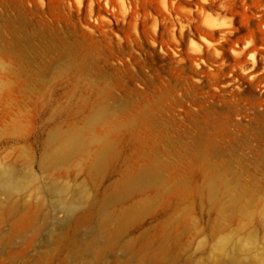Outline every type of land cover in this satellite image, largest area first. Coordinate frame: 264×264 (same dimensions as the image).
<instances>
[{"label":"rangeland","instance_id":"1","mask_svg":"<svg viewBox=\"0 0 264 264\" xmlns=\"http://www.w3.org/2000/svg\"><path fill=\"white\" fill-rule=\"evenodd\" d=\"M262 18L264 0H0V89L5 91L0 90V175L9 170L6 179L0 177V264H228L226 254L246 252L251 259L259 253L264 247V136L251 116L250 103L264 101ZM172 20L182 24H174L175 30L170 28ZM88 25H95L96 33L90 34ZM228 39L239 43L247 39V45L254 40L250 47L263 58L233 56L227 46L221 56L211 53L215 60L210 58L205 42L226 45ZM70 49H76L83 62L79 74L76 65L71 68L61 56ZM245 64L250 68L243 70ZM223 66L226 73L219 86L248 93V101L241 105L245 113L233 116L239 124L227 123L221 129L225 117L205 96L219 91L208 88L207 77ZM251 74L260 79L251 80ZM95 85L105 86L110 96L128 102V107L150 108L164 118L161 126L168 130H175V121H180L185 137L217 140L208 160L209 176L196 170L185 182L189 196L155 206L126 231L108 236L102 234L100 222L112 210L104 196L117 177L116 159L90 169L84 161L85 154H94L93 148L69 161L53 156L60 140L74 138L63 124L78 111V103L90 99L88 90ZM189 109L191 117L183 112L177 119L176 111ZM55 134L61 136L57 142ZM82 215L87 219L79 223ZM168 234L170 241H165ZM163 251L175 259L164 261ZM245 254L233 261L240 263Z\"/></svg>","mask_w":264,"mask_h":264},{"label":"bare ground","instance_id":"2","mask_svg":"<svg viewBox=\"0 0 264 264\" xmlns=\"http://www.w3.org/2000/svg\"><path fill=\"white\" fill-rule=\"evenodd\" d=\"M237 3H238V1H237ZM120 8H121V6L119 7V9ZM125 9H127V8H125ZM121 10H122V8H121ZM254 11L256 12L257 10L254 9ZM91 12H92V9L90 10V13ZM172 15H174V14H172ZM85 17L87 18V15ZM125 17H127L126 14H125ZM173 17H175V16H172V19H173ZM126 19H128V18H126ZM262 19H264V18H262ZM103 20H105V19H103ZM132 20H133V18H132ZM220 20H221V18H220ZM172 21H173V24L171 23V25L173 26L175 24L174 23L175 21L174 20H172ZM217 22H219V21H216V23H214V24H218ZM101 23H103V22H101ZM119 23H120V21H119ZM134 23H133L132 27L133 26L134 27L137 26V25H134ZM177 23L179 24L180 22H177ZM107 24H108V22H107ZM124 24H126V23H124ZM135 24H138V22L136 21ZM181 24H182V22L179 25H181ZM102 25H104V24H102ZM177 25H176V27H177ZM221 25L223 26V24H221ZM94 26L93 25H88L85 28H86L87 31H89V33H90V31L92 33V31L93 32L96 31L95 30L96 28ZM188 26H185V27H188ZM208 26L212 27L213 25L209 24ZM145 27H147V26H145ZM149 27H150V25H149ZM85 28L83 27V29H85ZM170 28H174V26L170 27ZM105 29H107V28H105ZM174 29H171V31H173ZM214 29H211V31H214ZM218 29H221V28L219 27ZM76 30H77V32H79L77 28H76ZM132 30H133V28H132ZM105 31H107V30H105ZM179 31H181V30L179 29ZM254 31L256 32V30H254ZM183 32H184V30H183ZM183 32H182V34H183ZM103 33H104V31H103ZM105 33H106V36H107V32H105ZM172 33H175V32H172ZM187 33H189V31ZM226 33H228V32H226ZM230 33L231 32H229V35H231ZM236 33H238V32H236ZM261 34L264 36V31H262ZM78 35H80V34H78ZM128 35H129V33H128ZM174 35L176 36V34H174ZM190 35H191V33H190ZM255 35H257V34H255ZM166 36H167V34H166ZM225 36H227V35H225ZM231 37H234V36H231ZM251 37H253V36L251 35ZM61 38H62V36H61ZM225 38L227 39V37H225ZM248 39L250 40V38H248ZM249 40L245 39V41H242V42L239 43V42H237V41H235L233 39H228L226 41V45L225 44H221L222 42H220V41H219L220 43L217 42L216 44H215V41H214V45H212V42H211V44H209L208 41H206L205 45L207 46V48H206L207 53H210V54L212 53V54L218 55V56L219 55L221 56L222 51L225 50V48L227 46L231 50L233 56L234 55H238V54H241V55L244 54L245 56L248 57V59H254L255 56H257L256 57L257 59L260 58V57L263 58V56H262L263 54L262 53H260L262 55L260 56V54H259L260 57H258V54L256 55L257 50L255 48L250 47L251 45H253L254 40H253L251 45H247L246 44V43H248L246 41H249ZM53 41H51V43ZM186 41H188V39ZM256 42H255V44L258 43V42L257 43ZM84 43H85V40H84ZM130 43H132L131 40H130ZM175 43L179 44L178 42H175ZM53 44H54V42H53ZM53 44H52V46H53ZM56 44H58V43H56ZM75 45H77V44H75ZM66 46H67V43H66L65 47ZM190 46L189 47L187 46V47L190 49ZM48 47H49V45H48ZM48 47H46V48H48ZM63 49H65V48H63ZM72 49H70V50H72ZM189 49H188V51H189ZM60 50H62V49H60ZM75 50L74 51L72 50L70 52L69 51H66V52L62 51L63 55H61V56L62 57L63 56L67 57L66 59H68L67 61L70 63V65L69 64L68 65L71 68L76 65V67L74 68L75 74H79L80 73V71H79L80 68L79 67H80V65L83 64V62L80 63L81 60H80V62L78 61V59H80L79 58L80 54H78V52H75ZM202 50H200V51H202ZM132 51H134L133 48H132ZM81 52H83V51H81ZM120 53H122V52H120ZM225 53H227V52H225ZM60 54H61V52H60ZM127 54H126V56H127ZM212 54H211V57L209 56L210 58L213 57ZM39 55H41V54H39ZM42 55H41V57H42ZM58 56L60 57V55H58ZM126 56H124V57H126ZM130 56H132V55H130ZM56 57H55V59H56ZM227 57H229V56H227ZM45 58H46V56H45ZM49 58L51 59L50 56H49ZM84 58H85V56H84ZM128 58H130V57H128ZM216 58L218 59V57H216ZM180 59H181V57H180ZM212 59L215 60V58H212ZM217 59H216V61H217ZM260 60H259V62L262 61V60L261 61ZM11 61H13V60H11ZM42 61L44 62V60H42ZM76 61H77V64L75 63ZM184 61H187V60H183V63H184ZM50 62H49V64H50ZM84 62H85V60H84ZM180 62H182V61L180 60ZM236 62H240V60H238ZM17 63H18V61H17ZM63 63H65V62H63ZM225 63H227L226 66L229 64L228 61L225 62ZM55 64H57V63L55 62ZM178 64H180L179 60H178ZM247 64L250 65L249 63H247ZM259 64L260 63H258V65ZM3 65H4V63H3ZM18 65H19V63H18ZM92 65H93V63L91 64V66ZM213 65H216V64L213 63ZM248 65L246 66V64H245L244 67L242 65V69L243 68H247V69L250 68ZM50 66H51V64H50ZM62 66H65V65H62ZM217 66H220V65H217ZM263 66H264V64H263ZM14 67H16V66H14ZM17 67H19V66H17ZM81 67L84 70L85 69L88 70L87 67L84 68L85 66L84 67L81 66ZM256 67H259V66H256ZM6 68H8V67H6ZM42 68H43V66H42ZM66 68H68V67H66ZM220 68H217L216 71H212L211 74L207 77V79H208V88H210V89L217 88L219 91L217 90L218 92H214L212 94L209 93L208 96H205V100L210 103L209 105H211V107L213 109H221V113L220 114L222 116L224 115V117H225L223 119V121H221V124H222L221 129H223L224 126L227 125V123L231 124L233 122V124L235 123V125L239 124V123H236V121L233 119V116H240V115H243L245 113V111H243L244 107L242 108L241 105L243 104V102H247L248 99L245 96L246 92L244 94L243 93L242 94H238L232 88H231L232 90H228L227 91V90L223 89L224 87L221 88L219 86L220 77L224 76L225 73H226L224 71V70H226L225 66H223L221 69ZM223 68H224V70H222ZM26 69H28V68H26ZM37 69L40 70V68H37ZM43 69H45V68H43ZM253 69H252V71H253ZM12 70H13V74H14L15 71H14L13 68H11V71ZM258 70H259V68H258ZM91 71H92V69H91ZM93 71H94V69H93ZM236 71H238V70L236 69ZM250 71H251V69H250ZM250 71H248V72H250ZM16 72H17V70H16ZM36 73H38V72H36ZM9 74H12V73H9ZM26 74H28V73H26ZM90 74H93V73H90ZM27 77H29V76H27ZM27 77L25 76V78H27ZM86 77H87V75H86ZM87 78H89V77H87ZM250 78H251V80L253 78L254 81L256 79L257 80L260 79V78H258L257 74H251ZM19 81H20V79H19ZM235 81L236 82L239 81V78L237 80H235ZM254 81L250 82L251 85L254 84L253 83ZM7 83H8V81H7ZM82 83H84V82H82ZM99 83H100V81H99ZM106 83L104 85H106ZM9 86H7V87H9ZM16 86H18V85H16ZM2 87H0V88H2ZM114 87H115V85H114ZM70 88H71V86H70ZM72 88H73V86H72ZM113 88H111V89L113 90ZM240 88L242 89V87H240ZM240 88H239V91L241 90ZM12 89H14V87ZM236 89H238V87ZM86 90H87V88H86ZM250 90H251V88H250ZM1 91H3V93L5 92L3 89ZM8 91L10 92V90H8ZM109 91L110 90L108 88H106L105 86H104V88H102V87L99 88L98 86L96 87V85L95 86H90V89L88 90V93L90 95V99L88 101L87 100L84 101L82 104L78 103L79 104L78 111L73 113L67 119L66 124H63V127H67L68 130H71L72 134L74 135V138H70V137H73V136H69V138L67 140H60L61 136L59 134H55L53 136V141L54 142H57V140L58 141L60 140L59 141V145H58V149L56 150L55 154L53 155L57 161L62 162V161L72 160V159H74L77 156V154L82 152L87 147L93 148L94 151H95L94 154H92V153L85 154V157L87 159L84 162L89 166L90 169L91 168L94 169V168H98V167L103 166L104 161H106L109 158L116 159L117 165L115 167V171L114 172L117 174V177L110 184V186L108 188L110 190H107L106 193H105V196H104V200H105L104 203H106L107 206L112 208V210L110 211L108 217H105L100 222L101 232H102V234L104 236H108V235H112V234H118V233L126 231L130 226L134 225L138 221H141V219L143 217L149 216L148 211L153 209V208H155V206H159L161 204L165 205V204L169 203L170 201H174V200H177V199H182V198H185V197L189 196L190 190H188L185 187V185H184L185 182L187 181V179L191 178V175L196 170L198 172L204 171L205 173H208V176H209L210 173L208 171H210V169H207L208 168V166H207L208 165V160H210V153L213 152V150L216 148V142H217L216 139L212 140L211 137H208V138L207 137H201V138H198L196 140H192L191 138L185 137L184 136L185 134H182L181 130H180L181 129V122L180 121L179 122L175 121V127H176L175 130H168L167 127H165V126L162 127L161 126L163 121H164L163 120L164 118L162 116L160 117L158 115L152 114L150 108L146 109V108H144L145 105L141 106V107H138L137 105H133V104L128 107V104H129L128 102H123V101L120 100V98H119V100L115 99L114 97L110 96V92ZM244 91H246V90L243 89V92ZM240 92H242V91H240ZM19 94H21V93H19ZM74 95H75V93H74ZM246 95H248V93ZM0 96H2V95H0ZM7 96H8V94H7ZM251 96H254V95H251ZM4 98H5V96H4ZM74 98H75V96H74ZM8 99H9V97H8ZM14 100L15 99L13 97V100L11 102H15ZM109 100H112V102H110ZM144 101L145 100H143V102ZM19 102H21V101H19ZM160 102H161V100H160ZM1 103H2V101L0 102V104ZM5 103H8V102H5ZM158 103H156V104H158ZM9 104H10V102H9ZM16 104H17V102H16ZM144 104H146V103H144ZM250 105H251V109L250 110L253 112V113L251 112L253 114V115L251 114V116L256 122V125H257V127L259 129L258 132H259L260 136L262 135V137H263L264 136V131H262V129L264 128V101H261L260 99H256L253 102H251ZM112 106L114 107V109H113ZM150 106L152 108L154 107V108L157 109V106L154 105V104L153 105L150 104ZM147 107H149V106H147ZM11 108H12V106H11ZM14 108H16V107H14ZM190 109L189 110H184V111H176L177 119L179 118L178 120H180L179 116H182L183 112L186 113L187 117H191V110ZM5 114H7V113H5ZM10 116H12V115H10ZM237 119L239 120L240 118H237ZM251 124H253V123H251ZM165 125H168V123H166ZM171 135H174V137H171ZM93 157H94V159H93ZM8 173H9V170L8 169H4L3 170V174H1L0 177H2L3 180H4V179L7 178ZM208 176H206V177L208 178ZM207 178H205V180ZM209 179H210V177H209ZM210 185H214L213 182H211ZM3 187L4 188H8L10 190L16 188V187H9L8 185H5ZM194 190L195 189H193V192H194ZM212 191L214 192V190H212ZM196 192H197V190H196ZM212 198H214V196ZM166 206H164V207H166ZM115 207H117V209H115ZM32 211H34V210H32ZM153 215H155V214H153ZM86 219H87V217H84L82 215V216H80V218L77 221L79 223H83V222L86 221ZM162 221H161V223H162ZM159 223H160V221H159ZM157 226L159 227V225H157ZM164 231H165V229H164ZM165 239H166L165 241H170V235L168 234V237H166ZM219 247L220 248H224L223 246H219ZM166 251H163V256H162V259L164 261H166L169 258L170 259H175L174 256H172V255L169 256V254ZM245 253L246 252H241V254H239V253L226 254V256L230 259V261L227 262V263L228 264H236V263H238V264H256L255 261L258 260L259 262H261V264H264V247H263V249L260 250L259 253H256L254 256H252L251 259H247V256H246L247 254H245ZM244 254H245L246 257L240 263L237 262V261H233V260H236V259L239 260V258L242 257V255H244ZM210 256H211V254H210ZM248 257H249V255H248ZM7 258H9L11 260L13 258V254L11 252H9L8 255H7Z\"/></svg>","mask_w":264,"mask_h":264},{"label":"clouds","instance_id":"3","mask_svg":"<svg viewBox=\"0 0 264 264\" xmlns=\"http://www.w3.org/2000/svg\"><path fill=\"white\" fill-rule=\"evenodd\" d=\"M41 2H43V0H41ZM3 61L2 60H0V63H2Z\"/></svg>","mask_w":264,"mask_h":264}]
</instances>
